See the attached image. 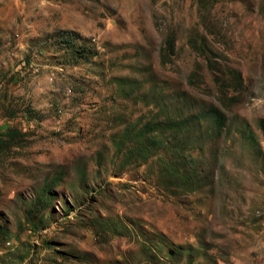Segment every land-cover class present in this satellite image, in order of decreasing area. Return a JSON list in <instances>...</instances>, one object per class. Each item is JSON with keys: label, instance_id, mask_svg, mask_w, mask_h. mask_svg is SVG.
<instances>
[{"label": "rangeland", "instance_id": "1", "mask_svg": "<svg viewBox=\"0 0 264 264\" xmlns=\"http://www.w3.org/2000/svg\"><path fill=\"white\" fill-rule=\"evenodd\" d=\"M210 104L221 133L167 130ZM263 122L264 0H0V264H264Z\"/></svg>", "mask_w": 264, "mask_h": 264}, {"label": "trees", "instance_id": "2", "mask_svg": "<svg viewBox=\"0 0 264 264\" xmlns=\"http://www.w3.org/2000/svg\"><path fill=\"white\" fill-rule=\"evenodd\" d=\"M189 43L198 55L203 57L206 67L212 73V79L218 94V102L225 105V102L230 99L226 96L228 89L236 91L242 86L240 72L230 67L228 64H222L214 60L213 56L216 54L208 46L205 36L201 35L199 39L191 37ZM163 51L161 58L162 62L165 63L170 61L171 55H173L175 51V38L173 34L167 35ZM200 83H204V79L200 72V65L196 63L193 70L187 76V84L189 86H196ZM225 117L226 114L222 108L210 104L209 108H185L184 110H179L178 114H168L165 123L170 134L174 132L185 134L186 131L192 129L194 132V143L198 141V137L195 136L196 130H198V136L200 135V138L202 137L200 131L202 135L209 134L212 137L217 133H221L224 127ZM156 127L149 130L152 135H157L159 133ZM262 129L264 130V122L262 123ZM144 135L145 133L143 132V136ZM182 140V138H178L174 142H169L166 148L167 151L169 150L173 154V151L177 149L180 150ZM152 143H154V140H152ZM152 143L149 144L150 147H154ZM172 154L169 153L168 158H161L159 162L161 171L165 170L167 164L170 166L174 165V161L176 160L174 157L172 158Z\"/></svg>", "mask_w": 264, "mask_h": 264}]
</instances>
